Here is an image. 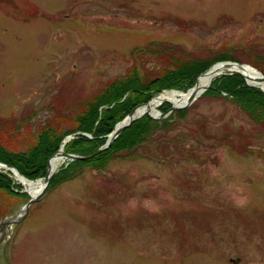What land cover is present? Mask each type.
I'll return each instance as SVG.
<instances>
[{"label": "rangeland", "instance_id": "1", "mask_svg": "<svg viewBox=\"0 0 264 264\" xmlns=\"http://www.w3.org/2000/svg\"><path fill=\"white\" fill-rule=\"evenodd\" d=\"M157 43L246 61L264 53V0H0L1 144L69 128L133 65L154 73L162 61L141 51ZM186 108L166 137L47 187L7 227L12 264H264V123L223 98ZM7 173L0 222L29 199Z\"/></svg>", "mask_w": 264, "mask_h": 264}, {"label": "trees", "instance_id": "2", "mask_svg": "<svg viewBox=\"0 0 264 264\" xmlns=\"http://www.w3.org/2000/svg\"><path fill=\"white\" fill-rule=\"evenodd\" d=\"M157 46L141 51L155 53L162 61V65L154 73L133 65L125 75L101 87L71 116H64V122L72 121L69 128H63V122L59 125L46 124L33 135L32 142L23 150H13L0 142V162L14 167L28 180L35 181L44 177L47 160L59 149L67 135L74 134L73 138L65 143V152L92 154L106 143L107 135L113 131L115 125L137 105L148 102L153 96L166 90L187 92L195 84L200 73L215 62H247L264 75V53H254L243 61L239 55L232 52L220 53L211 58L187 53L179 56L178 53L183 51L175 46L161 43H157ZM205 95L229 100L255 123H264V91L250 86L240 74L223 75L214 79L210 87L202 93V96ZM169 107L170 103L163 102L160 112H165ZM186 112L187 108H182L171 112L164 119H153L143 114L125 127L105 150L86 160L63 163L51 178L48 189L79 176L85 168L101 170L114 158L131 155L143 143L153 141L161 134L165 136L166 131L178 122L175 115L183 117ZM17 128L20 129L21 126ZM160 144L161 142L158 146ZM12 186L9 174L0 171V189L11 192ZM20 195L29 197L25 192Z\"/></svg>", "mask_w": 264, "mask_h": 264}, {"label": "water", "instance_id": "3", "mask_svg": "<svg viewBox=\"0 0 264 264\" xmlns=\"http://www.w3.org/2000/svg\"><path fill=\"white\" fill-rule=\"evenodd\" d=\"M214 65H221L222 68H226V71H222L220 72L219 74H217L211 81L210 83L203 89V91L198 95L200 96L205 90H207L209 87H210V84L211 82L220 77V76H223V75H230V74H240L241 76H243V78L246 80V82L250 85V86H254V87H257L259 89H261L262 91H264V89H262L260 86L258 85H255V84H251L248 82L247 80V77L246 75L243 73V68L245 66H248V67H251L253 68L254 70L258 71L257 69H255L254 67H252L251 65L249 64H246V63H240V62H237V61H218V62H215L213 63L208 69H206L204 72L200 73V75L197 77V79L201 76V75H204L206 74ZM258 73H260V77L258 79L259 82H264V75L258 71ZM197 79H196V82L195 84L190 88L188 89L187 91L189 90H195V87H196V83H197ZM177 91V90H176ZM196 96V94L192 93L190 95V97L188 98L187 102L184 103L183 105H179V106H176V105H173L171 102L169 101H166L168 103H170V107L165 111V112H160V111H157V113L155 115L149 113V112H145L143 114H147L149 117L153 118V119H161V118H164V117H167L171 112L173 111H176V110H179V109H182V108H186L188 107L189 105H191V103H193L196 98L198 97ZM154 97V96H153ZM151 100V99H150ZM149 100V101H150ZM148 102L146 103H142V104H139L137 105L135 108H133L127 115L126 117L120 121L119 123H117L113 129V131L107 135V141L104 145L100 146L94 153L92 154H89V155H79V154H75V153H67L64 151V145L67 141H69L71 138H73L74 134H70V135H67L61 142V145L59 147V149L54 153L52 154L49 159L47 160V166H46V172H45V175L44 177H42L41 179H38V180H42V183H43V187L40 191V193H38L37 195L35 196H32L31 193L25 189V192L29 195V199L26 201V203L24 204V207H23V214L21 216H12V217H8V218H4L0 224L2 225L3 228H6V227H10L12 224H14L15 222L19 221L28 211V208L30 207V205L37 201L38 199H40V197L44 194L45 190L47 189L49 183H50V180L51 178L53 177V175L57 172L58 169L50 172V168H49V163H50V160L55 157V156H60L62 157L63 159L65 160H68V161H73V160H86V159H89L93 156H95L96 154H98L99 152L105 150L111 143L112 141L118 136V134L125 128L127 127L128 125H130L132 123L133 120H135L136 118H139L140 116H142L143 114H140V115H134V111L138 108V107H141V106H146L148 105ZM90 136V135H89ZM0 168H3V169H6V170H9L10 172H12L14 174V176L18 179L19 183L23 184V182L21 181V179H19L18 177H21L22 179L24 180H27V181H30V182H34L33 180H28L26 177H24L23 175H21L14 167L12 166H9L5 163H2L0 162ZM37 181V180H36ZM24 185V184H23Z\"/></svg>", "mask_w": 264, "mask_h": 264}, {"label": "bare ground", "instance_id": "4", "mask_svg": "<svg viewBox=\"0 0 264 264\" xmlns=\"http://www.w3.org/2000/svg\"><path fill=\"white\" fill-rule=\"evenodd\" d=\"M222 71L223 72L226 71V68H222L221 65H214L206 74L201 75L197 79L195 90H189L187 92L176 91V90L164 91L163 93L153 97L149 101L148 105L138 107L134 111V115H140L145 112H149L155 115L158 111L157 107L163 101H169L173 105H176V106L183 105L184 103L187 102L188 98L190 97L192 93L198 96L203 91V89L210 83V81ZM243 73L246 75L249 83L258 85L262 89H264V82L262 83L258 81L259 77L261 76L260 73H258V71L254 70L251 67L245 66L243 68ZM61 161H62V157L60 156L53 157L49 163L50 172L58 169ZM18 178L21 179L25 188L31 193L32 196H35L38 193H40L43 187L42 180L30 182V181L22 179L21 177H18Z\"/></svg>", "mask_w": 264, "mask_h": 264}, {"label": "flooded vegetation", "instance_id": "5", "mask_svg": "<svg viewBox=\"0 0 264 264\" xmlns=\"http://www.w3.org/2000/svg\"><path fill=\"white\" fill-rule=\"evenodd\" d=\"M7 227L0 224V264H12V258L7 251Z\"/></svg>", "mask_w": 264, "mask_h": 264}]
</instances>
